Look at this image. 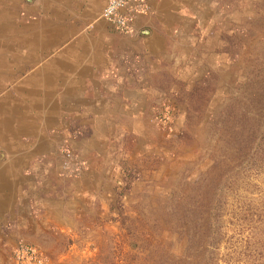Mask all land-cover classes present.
<instances>
[{"label": "rangeland", "instance_id": "rangeland-1", "mask_svg": "<svg viewBox=\"0 0 264 264\" xmlns=\"http://www.w3.org/2000/svg\"><path fill=\"white\" fill-rule=\"evenodd\" d=\"M187 6L116 59L0 264H264V0Z\"/></svg>", "mask_w": 264, "mask_h": 264}, {"label": "crops", "instance_id": "crops-1", "mask_svg": "<svg viewBox=\"0 0 264 264\" xmlns=\"http://www.w3.org/2000/svg\"><path fill=\"white\" fill-rule=\"evenodd\" d=\"M144 1L123 33L101 17L106 0H0V226L37 206L45 163L77 140V114H100L90 99L102 87L107 97L116 59L156 50L188 10V0Z\"/></svg>", "mask_w": 264, "mask_h": 264}, {"label": "built area", "instance_id": "built-area-1", "mask_svg": "<svg viewBox=\"0 0 264 264\" xmlns=\"http://www.w3.org/2000/svg\"><path fill=\"white\" fill-rule=\"evenodd\" d=\"M146 8L144 0H106L101 17L113 29L125 33L130 31L134 16L145 12Z\"/></svg>", "mask_w": 264, "mask_h": 264}, {"label": "trees", "instance_id": "trees-1", "mask_svg": "<svg viewBox=\"0 0 264 264\" xmlns=\"http://www.w3.org/2000/svg\"><path fill=\"white\" fill-rule=\"evenodd\" d=\"M262 90L261 91H263L264 90V88H261ZM260 91V95H261V97L263 98V101L260 103V107H259V110H261V111H264V92H261ZM256 117V115H254V116H251V118L252 119H257V117ZM264 150V148L262 149V151ZM259 222H260V220H259ZM262 222V221H261Z\"/></svg>", "mask_w": 264, "mask_h": 264}]
</instances>
